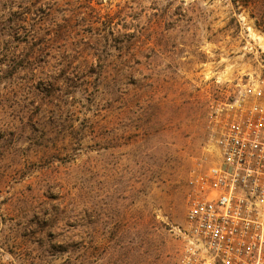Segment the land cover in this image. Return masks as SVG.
<instances>
[{
	"label": "rangeland",
	"instance_id": "1",
	"mask_svg": "<svg viewBox=\"0 0 264 264\" xmlns=\"http://www.w3.org/2000/svg\"><path fill=\"white\" fill-rule=\"evenodd\" d=\"M248 83L264 0H0V264H181Z\"/></svg>",
	"mask_w": 264,
	"mask_h": 264
},
{
	"label": "built area",
	"instance_id": "2",
	"mask_svg": "<svg viewBox=\"0 0 264 264\" xmlns=\"http://www.w3.org/2000/svg\"><path fill=\"white\" fill-rule=\"evenodd\" d=\"M221 111L216 159L188 179L181 264H264V85Z\"/></svg>",
	"mask_w": 264,
	"mask_h": 264
},
{
	"label": "trees",
	"instance_id": "3",
	"mask_svg": "<svg viewBox=\"0 0 264 264\" xmlns=\"http://www.w3.org/2000/svg\"><path fill=\"white\" fill-rule=\"evenodd\" d=\"M44 45H45V47L43 49H39L33 53V55H32L33 60L40 59L44 56H50L49 44L47 43Z\"/></svg>",
	"mask_w": 264,
	"mask_h": 264
}]
</instances>
